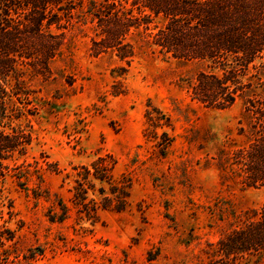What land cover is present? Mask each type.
<instances>
[{"label": "rangeland", "instance_id": "1", "mask_svg": "<svg viewBox=\"0 0 264 264\" xmlns=\"http://www.w3.org/2000/svg\"><path fill=\"white\" fill-rule=\"evenodd\" d=\"M87 5L49 26L63 40L47 71L22 67L28 99L11 126L32 139L24 154L0 159V264H207L218 238L264 201L228 163L246 140L243 100L226 109L190 100L188 81L205 63L152 52L136 36L128 63L92 56ZM99 156L113 158L129 196L91 223L73 186Z\"/></svg>", "mask_w": 264, "mask_h": 264}, {"label": "trees", "instance_id": "2", "mask_svg": "<svg viewBox=\"0 0 264 264\" xmlns=\"http://www.w3.org/2000/svg\"><path fill=\"white\" fill-rule=\"evenodd\" d=\"M82 3L0 0V159L24 154L32 139L29 131L11 126L23 113L18 103L28 99L22 67L28 64L41 73L49 69L63 40L49 26L72 17ZM85 13L92 56L111 52L128 63L137 53L136 36L152 52L205 63L207 69L188 81L190 100L226 109L242 99L246 140L231 147L228 163L243 186L264 189V0H88ZM106 157L80 166L74 179L79 217L91 223L99 209L122 210L129 196L127 183L113 176V158ZM6 166L0 161V176ZM89 190L101 200L88 198ZM263 254L264 201L218 238L207 264H257Z\"/></svg>", "mask_w": 264, "mask_h": 264}]
</instances>
